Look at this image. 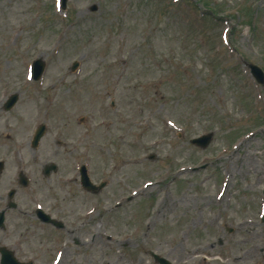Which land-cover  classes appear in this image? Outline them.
I'll return each mask as SVG.
<instances>
[{
    "label": "rangeland",
    "instance_id": "obj_1",
    "mask_svg": "<svg viewBox=\"0 0 264 264\" xmlns=\"http://www.w3.org/2000/svg\"><path fill=\"white\" fill-rule=\"evenodd\" d=\"M247 63L264 74V0H0V209L9 188L17 205L0 246L34 264H264V84ZM80 164L105 186L83 190Z\"/></svg>",
    "mask_w": 264,
    "mask_h": 264
},
{
    "label": "water",
    "instance_id": "obj_2",
    "mask_svg": "<svg viewBox=\"0 0 264 264\" xmlns=\"http://www.w3.org/2000/svg\"><path fill=\"white\" fill-rule=\"evenodd\" d=\"M64 3H65V0H61V6L62 7H64ZM248 66H249L250 72L254 76V78H256V80L258 82H263L262 71L257 66H255L253 64H249ZM42 69H43V62L40 59L35 60L33 62L32 69H31L33 77L37 78L40 75V73L42 72ZM15 99H16V96L15 95L12 96L8 100L6 107H9L10 105H12L13 102L15 101ZM42 132H43V126H41L38 129L36 136H35L36 137L35 140H37V138L40 137ZM210 136H211L210 134L205 135V136H201L200 138L194 139L193 142L198 144V145L205 146L208 143ZM83 178H84L83 182H84L85 186H88L89 183H88L87 179L84 176H83ZM2 220H3V215L1 212L0 213V225L2 224ZM48 220H49V218H48ZM0 254H1V258H0L1 264H23V263L17 262L15 260V258L12 256V252L3 248V247L0 248ZM158 261L160 262V264H169L164 259H158Z\"/></svg>",
    "mask_w": 264,
    "mask_h": 264
}]
</instances>
